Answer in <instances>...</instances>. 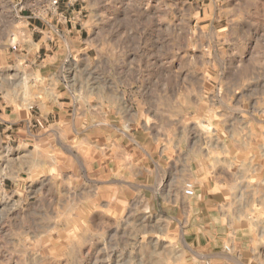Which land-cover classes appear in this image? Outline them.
<instances>
[{
	"label": "rangeland",
	"instance_id": "374dc122",
	"mask_svg": "<svg viewBox=\"0 0 264 264\" xmlns=\"http://www.w3.org/2000/svg\"><path fill=\"white\" fill-rule=\"evenodd\" d=\"M49 6L0 0V264H264V0Z\"/></svg>",
	"mask_w": 264,
	"mask_h": 264
},
{
	"label": "crops",
	"instance_id": "0c3cea01",
	"mask_svg": "<svg viewBox=\"0 0 264 264\" xmlns=\"http://www.w3.org/2000/svg\"><path fill=\"white\" fill-rule=\"evenodd\" d=\"M48 15H52V17H50L49 21H51L50 23H48L46 29H41L39 26V24H41L40 20H37L36 23H38V25H34L36 30H39L43 33L40 41H39V45L41 47H46V48H50L51 44H50V38H47V33L48 31H62L63 33H65L66 37L69 38V41H79V39H81V28H79L78 26H76L74 23V20H79V15L76 9H73L72 12L67 13L66 9L64 7L60 8L58 10V12L56 13H49ZM74 19V20H73ZM69 21L71 22V24L69 23ZM61 38V37H60ZM53 43H58V41H53Z\"/></svg>",
	"mask_w": 264,
	"mask_h": 264
},
{
	"label": "built area",
	"instance_id": "2783aa9c",
	"mask_svg": "<svg viewBox=\"0 0 264 264\" xmlns=\"http://www.w3.org/2000/svg\"><path fill=\"white\" fill-rule=\"evenodd\" d=\"M49 1V13H56L59 10V5L61 0H48ZM184 193L188 196H193L195 195V188L192 185H188L186 186V188L184 189Z\"/></svg>",
	"mask_w": 264,
	"mask_h": 264
}]
</instances>
